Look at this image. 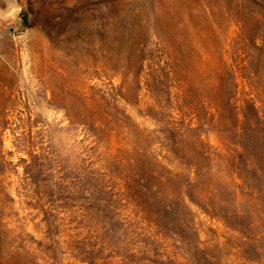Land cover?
Wrapping results in <instances>:
<instances>
[{
    "label": "rangeland",
    "instance_id": "rangeland-1",
    "mask_svg": "<svg viewBox=\"0 0 264 264\" xmlns=\"http://www.w3.org/2000/svg\"><path fill=\"white\" fill-rule=\"evenodd\" d=\"M0 264H264V0H0Z\"/></svg>",
    "mask_w": 264,
    "mask_h": 264
}]
</instances>
